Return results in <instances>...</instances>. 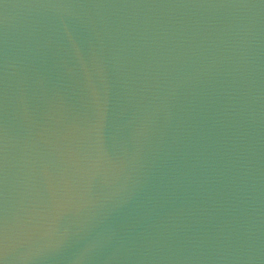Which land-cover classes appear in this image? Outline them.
Returning a JSON list of instances; mask_svg holds the SVG:
<instances>
[{"label":"water","instance_id":"1","mask_svg":"<svg viewBox=\"0 0 264 264\" xmlns=\"http://www.w3.org/2000/svg\"><path fill=\"white\" fill-rule=\"evenodd\" d=\"M0 125L3 264H264V0H0Z\"/></svg>","mask_w":264,"mask_h":264},{"label":"snow or ice","instance_id":"2","mask_svg":"<svg viewBox=\"0 0 264 264\" xmlns=\"http://www.w3.org/2000/svg\"><path fill=\"white\" fill-rule=\"evenodd\" d=\"M5 129L0 125V183L6 177V146L4 144ZM58 207L55 200L51 202L49 212L54 213ZM34 211L31 209H26L23 215L17 219V229L23 233L25 231L31 230L33 227L32 217ZM10 246V225L7 214L6 198L2 190H0V255L8 253ZM0 264H3L0 261Z\"/></svg>","mask_w":264,"mask_h":264}]
</instances>
